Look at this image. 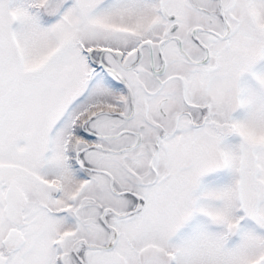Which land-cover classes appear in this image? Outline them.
<instances>
[{
    "label": "snow or ice",
    "instance_id": "obj_1",
    "mask_svg": "<svg viewBox=\"0 0 264 264\" xmlns=\"http://www.w3.org/2000/svg\"><path fill=\"white\" fill-rule=\"evenodd\" d=\"M0 264H264V0H0Z\"/></svg>",
    "mask_w": 264,
    "mask_h": 264
}]
</instances>
